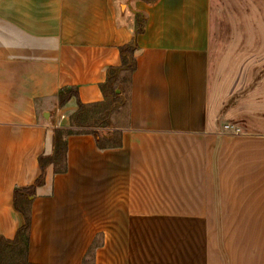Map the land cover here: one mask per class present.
Here are the masks:
<instances>
[{
    "label": "crops",
    "instance_id": "1",
    "mask_svg": "<svg viewBox=\"0 0 264 264\" xmlns=\"http://www.w3.org/2000/svg\"><path fill=\"white\" fill-rule=\"evenodd\" d=\"M138 20L122 145L68 137L67 171L32 199L28 262L85 264L98 240L94 264H264V76L220 96L212 0H0V237L24 225L15 190L54 129L105 101ZM65 88L78 98L60 107Z\"/></svg>",
    "mask_w": 264,
    "mask_h": 264
},
{
    "label": "trees",
    "instance_id": "2",
    "mask_svg": "<svg viewBox=\"0 0 264 264\" xmlns=\"http://www.w3.org/2000/svg\"><path fill=\"white\" fill-rule=\"evenodd\" d=\"M144 26L145 20H138L135 39L131 43L119 47L121 65L109 68L107 81L101 85L105 101L100 104H83L78 99L79 109L72 116L70 126L68 128L54 129L53 153L41 156L39 159L41 175L36 183L32 186L15 190V208L23 215L25 223L19 229L14 240L0 237V256L4 249H11L13 254L16 255L11 264H31L27 260V254L30 242L32 199L36 196L37 188L44 185L47 170L50 166L54 168L55 174H62L67 171L68 137L77 134H90L94 137L100 149L116 148L122 145V132L119 129L123 127L116 125L112 121V116L116 111L120 112L124 106H127V124L129 122L132 76L137 68L135 53L138 46L136 36L143 32ZM74 97L78 98V90L76 88L63 89L58 96L59 106H64ZM99 107H103V114L96 115L92 113V109ZM83 129L89 130L85 131ZM108 133H111V138H109ZM99 244L100 242L95 240L87 254L85 264H94V250ZM0 264L5 263L1 262L0 259Z\"/></svg>",
    "mask_w": 264,
    "mask_h": 264
},
{
    "label": "rangeland",
    "instance_id": "3",
    "mask_svg": "<svg viewBox=\"0 0 264 264\" xmlns=\"http://www.w3.org/2000/svg\"><path fill=\"white\" fill-rule=\"evenodd\" d=\"M263 58L264 0H212V70L218 74L220 96L224 98L229 93L227 104L233 101L230 94L234 84H239L236 87L242 93L254 77L264 76V65L260 64ZM247 74L253 76L250 81ZM211 85L214 97V76ZM92 113L103 114V107L92 109ZM126 115L127 106H124L113 114L112 121L124 128ZM15 258L11 249H4L0 256L5 264H11Z\"/></svg>",
    "mask_w": 264,
    "mask_h": 264
},
{
    "label": "built area",
    "instance_id": "4",
    "mask_svg": "<svg viewBox=\"0 0 264 264\" xmlns=\"http://www.w3.org/2000/svg\"><path fill=\"white\" fill-rule=\"evenodd\" d=\"M227 128H229V127L227 126Z\"/></svg>",
    "mask_w": 264,
    "mask_h": 264
},
{
    "label": "water",
    "instance_id": "5",
    "mask_svg": "<svg viewBox=\"0 0 264 264\" xmlns=\"http://www.w3.org/2000/svg\"><path fill=\"white\" fill-rule=\"evenodd\" d=\"M118 92H119V90H118Z\"/></svg>",
    "mask_w": 264,
    "mask_h": 264
}]
</instances>
